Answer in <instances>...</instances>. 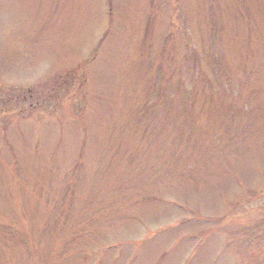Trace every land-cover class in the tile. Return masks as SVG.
<instances>
[{
    "label": "rangeland",
    "instance_id": "374dc122",
    "mask_svg": "<svg viewBox=\"0 0 264 264\" xmlns=\"http://www.w3.org/2000/svg\"><path fill=\"white\" fill-rule=\"evenodd\" d=\"M0 264H264V0H0Z\"/></svg>",
    "mask_w": 264,
    "mask_h": 264
}]
</instances>
